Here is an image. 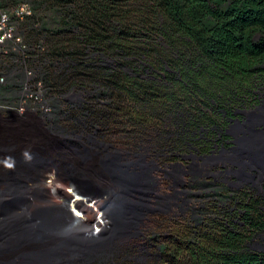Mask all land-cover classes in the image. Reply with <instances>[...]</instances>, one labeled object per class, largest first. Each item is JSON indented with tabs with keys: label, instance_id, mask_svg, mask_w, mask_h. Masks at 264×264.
<instances>
[{
	"label": "trees",
	"instance_id": "obj_1",
	"mask_svg": "<svg viewBox=\"0 0 264 264\" xmlns=\"http://www.w3.org/2000/svg\"><path fill=\"white\" fill-rule=\"evenodd\" d=\"M32 4L33 17L18 22L26 49L15 56L43 85L52 105L50 119L59 123L70 114L68 132H96L98 144L115 153L120 151L107 142L122 147L121 158L132 165V172L153 171L149 161L140 164V155L173 159L187 151L194 130L218 108L211 100L220 101L219 94L242 96L264 85V0ZM74 93L84 98L78 106L68 100ZM75 143L82 152L83 146ZM82 206L76 208L77 216L64 207L54 214L64 222L58 229L76 264L87 260V250L76 248L77 242L84 245L83 236L94 238L96 231L107 239L113 219L111 206ZM83 214L97 219L89 224ZM76 219L94 231L70 224ZM255 220L253 233H263L264 214L258 210ZM201 221L200 214L186 226L170 223L167 242L161 241L162 234L152 237L157 243L154 264H264V252L252 248L248 229L228 239V229L223 238L198 225ZM124 233L115 231L108 240Z\"/></svg>",
	"mask_w": 264,
	"mask_h": 264
},
{
	"label": "rangeland",
	"instance_id": "obj_2",
	"mask_svg": "<svg viewBox=\"0 0 264 264\" xmlns=\"http://www.w3.org/2000/svg\"><path fill=\"white\" fill-rule=\"evenodd\" d=\"M23 66L22 70H18L25 74L27 65ZM7 81L0 85V94L15 89L10 77ZM39 86L34 88V92L41 96L42 101L45 94L43 85ZM13 97L11 103L17 105L19 97ZM74 98L71 100L73 103L80 100L79 97ZM44 102V109H51L50 112L44 111L45 116L48 115L44 129L47 132L55 130L60 136L50 145L41 146L33 134L17 131V138L23 143L26 155L13 169L16 179L11 192L12 180L0 170V198L7 195L5 215L12 221L19 220L11 228L0 225V264H76L72 262L74 257H68L63 235L60 236L58 226L64 225V222L54 214L64 207L77 216L76 208L82 210V203L97 202L102 206H111L112 228L107 239L103 237L95 247L90 245L91 248H88L87 244L93 242V237L87 235L83 236L84 245L77 242L76 248L87 250V260L83 264H154L157 243L151 238L162 234L161 241L167 242L171 231L167 230L170 223L166 220L161 227L155 226L153 218L156 216L148 213L151 171L147 170L142 175L138 170L132 172V165L121 158L120 152L115 153L109 146L98 144L94 139L96 132H88L90 136L88 133L84 136L53 126L49 123L53 116L50 115L52 105H47L46 97ZM17 117L13 111L0 112V126L13 125ZM75 141L83 146L82 152L78 151ZM167 215H172V226H177L179 220L185 221L184 216L178 219V214L174 212ZM81 216L89 224L97 219V216L94 219L88 214ZM147 216L151 221L146 219ZM142 222L146 225L142 226ZM70 224L80 228L86 225L78 219L70 220ZM141 226L142 229L137 230ZM82 230L94 231L87 225ZM115 231L126 233L108 240ZM52 236H60V239ZM74 238L77 240L79 237ZM140 243H145L149 252L143 248L140 251Z\"/></svg>",
	"mask_w": 264,
	"mask_h": 264
},
{
	"label": "flooded vegetation",
	"instance_id": "obj_3",
	"mask_svg": "<svg viewBox=\"0 0 264 264\" xmlns=\"http://www.w3.org/2000/svg\"><path fill=\"white\" fill-rule=\"evenodd\" d=\"M32 83H38L35 73ZM219 95L220 101L211 100L218 108L203 118L201 129L194 130L187 151L173 159L152 160L140 155V164L149 161L153 170L152 182L148 185V213L156 216L153 223L157 227H161L164 220L172 223V215L167 214L173 212L178 214V219L185 217V221L178 223L184 226L201 214L202 221L198 225L223 238L228 229V239H234L235 235H240V230L248 229L252 248L264 252V231L253 233L257 226L256 212L259 210L264 214V85L252 94ZM74 97L80 100L73 103ZM44 98L37 106L38 113H43L39 115L46 118L48 115L45 116L44 110L40 111L44 107ZM83 99L80 93L68 94V100L74 106ZM69 116L59 123L51 119L50 123L68 128L72 122ZM79 118L78 115L76 120ZM107 143L123 154L122 147ZM146 219L151 221L150 216ZM142 223V226L146 225V222ZM214 241L210 237L208 242ZM144 244L140 243V251L143 248L149 252Z\"/></svg>",
	"mask_w": 264,
	"mask_h": 264
},
{
	"label": "built area",
	"instance_id": "obj_4",
	"mask_svg": "<svg viewBox=\"0 0 264 264\" xmlns=\"http://www.w3.org/2000/svg\"><path fill=\"white\" fill-rule=\"evenodd\" d=\"M16 1L10 9L2 7L0 2V85L7 83V79L10 77L12 83L17 86L14 90L0 94V112L13 111L18 116H24L33 111H39L37 102H41V100L39 94L34 92V88L41 82L34 85L32 83L34 72L26 66V75L23 74L21 71L24 67L23 63H20L15 56L16 53L26 49L23 36L18 29V22L34 14L32 0ZM13 96L19 97L17 105L11 103ZM41 110L51 111L50 108L44 109V107H41Z\"/></svg>",
	"mask_w": 264,
	"mask_h": 264
},
{
	"label": "bare ground",
	"instance_id": "obj_5",
	"mask_svg": "<svg viewBox=\"0 0 264 264\" xmlns=\"http://www.w3.org/2000/svg\"><path fill=\"white\" fill-rule=\"evenodd\" d=\"M45 119V117L33 111L24 116L19 115L15 118L13 125L0 126V170L6 177L12 180L10 192L14 188L16 179L13 169L26 155V149L23 143L17 138L16 132L20 131L25 134H33L34 138L41 146L50 145L57 140V136H60L55 130L51 129V132H47L44 129V124H46L44 123ZM6 202L7 195H4L0 198V225L11 228L12 225L18 224L19 220L12 221L5 215L4 208Z\"/></svg>",
	"mask_w": 264,
	"mask_h": 264
},
{
	"label": "crops",
	"instance_id": "obj_6",
	"mask_svg": "<svg viewBox=\"0 0 264 264\" xmlns=\"http://www.w3.org/2000/svg\"><path fill=\"white\" fill-rule=\"evenodd\" d=\"M0 1H1L2 7L6 8V9H10L14 6V2L16 0H0Z\"/></svg>",
	"mask_w": 264,
	"mask_h": 264
},
{
	"label": "water",
	"instance_id": "obj_7",
	"mask_svg": "<svg viewBox=\"0 0 264 264\" xmlns=\"http://www.w3.org/2000/svg\"><path fill=\"white\" fill-rule=\"evenodd\" d=\"M95 233L98 234V231H96ZM95 233H94V236H95V237L92 238V241L96 243L97 241H99L98 239L102 238L104 235H102V236H100V235H95Z\"/></svg>",
	"mask_w": 264,
	"mask_h": 264
}]
</instances>
